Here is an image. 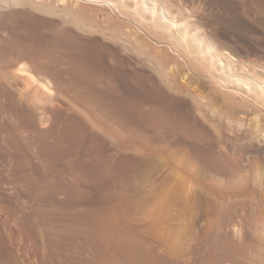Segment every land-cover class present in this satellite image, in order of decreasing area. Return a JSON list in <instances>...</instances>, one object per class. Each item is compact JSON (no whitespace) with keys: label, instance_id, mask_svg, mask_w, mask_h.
Segmentation results:
<instances>
[{"label":"rangeland","instance_id":"1","mask_svg":"<svg viewBox=\"0 0 264 264\" xmlns=\"http://www.w3.org/2000/svg\"><path fill=\"white\" fill-rule=\"evenodd\" d=\"M158 4L173 17L158 35L187 26L222 66L198 73L197 43L120 51L115 80L49 96L0 69V264H263L264 0Z\"/></svg>","mask_w":264,"mask_h":264},{"label":"bare ground","instance_id":"2","mask_svg":"<svg viewBox=\"0 0 264 264\" xmlns=\"http://www.w3.org/2000/svg\"><path fill=\"white\" fill-rule=\"evenodd\" d=\"M172 21L173 17L158 4V0H0V45L5 47L10 58L7 62L0 61V69L12 70L10 74H3L4 78L14 75L17 80L33 81L39 83V86L42 84L44 94L49 96L56 93L50 87L53 81H113L117 78L113 69L123 68L128 61L132 64L130 52L137 54L142 63H146L147 60L151 61L153 47L165 54L178 53L182 57L184 54L187 56V51H192L191 46L195 43L201 44L200 60L197 61L202 64L199 62L196 66L200 71L198 73L207 75L208 68L222 66V56L218 53L215 57L208 55V52L213 51L212 45L207 42L202 44V39L197 34L189 33L187 26H182L180 42L177 43L165 39L160 32L159 35L155 32V28H163L162 26ZM4 34L7 36L2 38L1 35ZM120 51L127 53L125 58L128 57V61L121 59L124 57H120ZM162 57L161 60H164ZM206 58H209V63ZM156 62L155 65H160L158 68L165 66V60L162 64L157 57ZM191 63L189 65L193 68L195 65ZM170 76L171 79L168 75L165 79L168 87L173 92L180 93L182 87L178 85L176 78L173 79L172 74ZM162 79L164 80L163 77ZM219 82L221 87L225 86L223 81ZM197 96L196 94L194 97ZM69 122L68 124L72 123ZM263 131L261 129V133ZM259 183L261 205L258 213L262 226L260 243L264 264V175Z\"/></svg>","mask_w":264,"mask_h":264}]
</instances>
